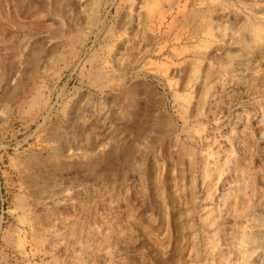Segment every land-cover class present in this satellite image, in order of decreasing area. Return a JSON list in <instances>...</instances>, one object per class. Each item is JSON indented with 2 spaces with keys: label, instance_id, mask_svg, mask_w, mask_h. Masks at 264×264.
<instances>
[{
  "label": "rangeland",
  "instance_id": "1",
  "mask_svg": "<svg viewBox=\"0 0 264 264\" xmlns=\"http://www.w3.org/2000/svg\"><path fill=\"white\" fill-rule=\"evenodd\" d=\"M263 133L264 0H0V264H241Z\"/></svg>",
  "mask_w": 264,
  "mask_h": 264
},
{
  "label": "bare ground",
  "instance_id": "2",
  "mask_svg": "<svg viewBox=\"0 0 264 264\" xmlns=\"http://www.w3.org/2000/svg\"><path fill=\"white\" fill-rule=\"evenodd\" d=\"M262 136L264 137V133ZM224 167V161L216 154L214 158L211 156L207 162L206 172L209 174L218 173V175H220ZM225 202L228 206L231 205L228 197L225 198ZM254 206L255 205L252 203L248 207L251 208ZM90 207L91 205L83 207L77 217L64 222L59 229L56 228V230L50 232V238L53 239L59 250L62 251L67 264H89L88 259L94 252V249L90 247L86 241H95L103 235L102 228L98 229L90 227L86 221V216ZM109 207L115 211L119 205L117 202H110ZM261 207H264V203H261ZM205 215L204 222L210 226L215 220L214 211L211 208H208ZM251 215L256 216L257 214L251 213ZM209 237L212 240L214 234L210 233ZM230 243L237 250L240 260L242 261L241 264H264L262 230L260 232V230L256 229H243L236 237L231 239ZM98 252L105 255L108 254V251L105 250L104 247L98 249ZM115 261L117 262V260ZM204 264H208V262H205Z\"/></svg>",
  "mask_w": 264,
  "mask_h": 264
}]
</instances>
